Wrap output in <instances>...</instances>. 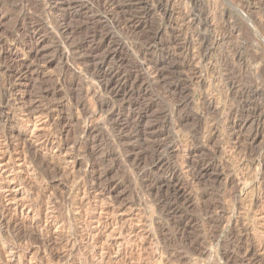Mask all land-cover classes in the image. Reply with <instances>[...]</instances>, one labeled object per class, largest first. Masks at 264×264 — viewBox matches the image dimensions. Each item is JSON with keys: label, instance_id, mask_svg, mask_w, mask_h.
<instances>
[{"label": "rangeland", "instance_id": "374dc122", "mask_svg": "<svg viewBox=\"0 0 264 264\" xmlns=\"http://www.w3.org/2000/svg\"><path fill=\"white\" fill-rule=\"evenodd\" d=\"M101 1L0 0V264H264V0Z\"/></svg>", "mask_w": 264, "mask_h": 264}, {"label": "bare ground", "instance_id": "6f19581e", "mask_svg": "<svg viewBox=\"0 0 264 264\" xmlns=\"http://www.w3.org/2000/svg\"><path fill=\"white\" fill-rule=\"evenodd\" d=\"M32 1V0H31ZM100 1V0H99ZM113 0H102L100 3H102V5L103 6H108L111 2H112ZM152 1V5H150V6H153V9H155L156 11H161L162 10V13L164 14V15H166L167 13H170L169 11H168V9H162V7H164L162 4H161V2L160 1H156V0H151ZM29 2V1H28ZM166 2H169V0H167ZM32 3V2H31ZM27 4V3H26ZM25 4V5H26ZM35 4V3H34ZM30 5V4H29ZM47 5V4H46ZM69 5V4H68ZM98 5V4H97ZM146 5V4H145ZM144 5V6H145ZM31 6H33V4H31ZM149 6V7H150ZM30 7V6H29ZM46 7V6H45ZM99 7V6H98ZM52 8V7H51ZM35 9V8H34ZM49 9V8H48ZM51 10V9H50ZM50 10H48V11H50ZM102 11V10H101ZM51 12H53L52 10H51ZM161 13V14H162ZM51 15V14H50ZM130 19V18H129ZM145 42V41H144ZM102 48V45L101 44H98V45H96L95 46V50L96 51H98L99 49H101ZM94 50V51H95ZM108 50V49H107ZM100 51V50H99ZM162 65H165V64H162ZM161 65V66H162ZM165 67V66H164ZM163 67V68H164ZM152 68V70H151V74H153V75H155L157 78H161L162 77V73L163 72H161V70L159 69V68H162V67H157L155 64L153 65V67H151ZM97 69V68H96ZM154 69H156L155 71H154ZM104 74V73H103ZM113 74V73H112ZM165 73H163V75H164ZM113 76V75H112ZM118 76V75H117ZM104 78V77H103ZM157 78H156V80H157ZM164 78V77H163ZM155 80V79H154ZM160 80V79H159ZM108 85V84H107ZM106 85V87H104V88H107L108 86ZM103 91V90H102ZM101 107V106H100ZM257 110V109H256ZM87 111V110H86ZM236 112V111H235ZM255 112H258V111H255ZM254 113V112H253ZM86 116V115H85ZM84 116V117H85ZM242 116V115H241ZM261 116V115H260ZM82 117V116H81ZM83 118V117H82ZM88 118V117H87ZM91 122V121H90ZM153 128V127H152ZM155 128V127H154ZM150 131H151V129H150ZM148 132V131H147ZM155 132V131H154ZM151 133H152V131H151ZM150 132H149V134H151ZM159 134V133H158ZM161 134V133H160ZM152 135V134H151ZM154 135V134H153ZM150 136V135H149ZM152 139V138H151ZM151 141V140H150ZM159 146H160V144H159ZM168 148V147H167ZM170 148H172V147H170ZM154 149V148H153ZM156 149V148H155ZM160 149V148H159ZM255 149V148H254ZM254 149H251V151L252 150H254ZM24 151V150H23ZM26 152V151H25ZM253 152V151H252ZM254 153V152H253ZM259 153V152H258ZM25 154V153H24ZM146 154V153H145ZM255 154V153H254ZM257 155V154H256ZM25 156V155H24ZM258 156V155H257ZM251 157H253V155L251 156ZM256 157V156H255ZM254 158V157H253ZM257 158V157H256ZM140 161V160H139ZM257 164L256 165H258L259 167H261V166H264V160L263 159H261V154H260V156H259V158H257V159H255L254 160ZM97 164V163H96ZM93 169V168H92ZM101 175V174H100ZM2 216V215H1ZM5 217V216H4ZM4 221V219L3 218H0V225L2 224V222ZM7 224V223H6ZM4 243V242H3Z\"/></svg>", "mask_w": 264, "mask_h": 264}]
</instances>
